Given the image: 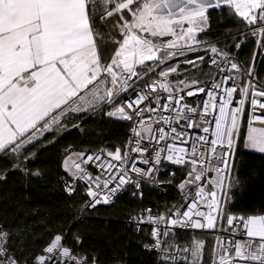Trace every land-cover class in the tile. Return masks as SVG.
Returning <instances> with one entry per match:
<instances>
[{"label":"snow or ice","instance_id":"1","mask_svg":"<svg viewBox=\"0 0 264 264\" xmlns=\"http://www.w3.org/2000/svg\"><path fill=\"white\" fill-rule=\"evenodd\" d=\"M213 9L235 18L245 36L257 38L264 57V0H0V156L23 155L72 113L110 106L108 117L133 121L135 139L123 151L117 146L74 154L75 160L68 156L63 168L73 183L65 187L72 195L79 181L90 198L85 208L94 209L129 186L142 198L145 183H161L156 173L163 161L180 167L185 176L176 187L183 202L158 216L145 209L147 215L134 217L137 232L140 225H153V243L143 247L159 253L156 264H203L205 242L180 247L174 228L227 232L231 239L216 237L211 264H264V205L247 214L231 212L241 184L238 151L242 146L264 154V83L256 72L257 52L242 67L228 50L198 37L209 30ZM110 19L116 21V36L107 27ZM201 49L204 55L187 56ZM181 56L197 68L207 56L213 71L201 75L208 79H179L178 64L168 62ZM157 68L161 79L137 91V81ZM173 73L175 82L168 79ZM145 112L158 113L153 123L161 126L154 130L145 123ZM257 122L261 126H254ZM169 176L171 184L175 173ZM73 239L80 244L78 235ZM64 240L55 234L32 255L26 236L0 226V264H100L98 255H81Z\"/></svg>","mask_w":264,"mask_h":264},{"label":"trees","instance_id":"2","mask_svg":"<svg viewBox=\"0 0 264 264\" xmlns=\"http://www.w3.org/2000/svg\"><path fill=\"white\" fill-rule=\"evenodd\" d=\"M115 23L114 19L107 22L113 36L117 35L113 28ZM245 31L235 18L227 13L221 16L219 10L213 9L210 10L209 30L200 38L231 51L244 66L251 64L253 52H257L256 72L259 82L264 83V57L256 46L257 38L245 36ZM236 44L241 47L237 49ZM197 54L204 55L203 49L199 53L189 52L187 56L195 59ZM205 59L199 68L181 63L179 79L206 80L208 77L201 73H210L211 68L207 56ZM154 76L159 77L157 71L145 80ZM170 76L174 81L177 79L176 73ZM129 128V122L110 118L102 110L69 115L63 126L47 134V139L42 138V143L29 145L23 155L0 156V222L3 228L26 236L25 247L32 255L40 253L53 236L60 233L79 254L98 255L100 264H156L157 255L143 248L148 241V226L137 232L130 219L145 208L161 214L176 204L175 186L185 175L180 167H171L162 175L163 185H145L142 198H132L126 192L113 202L94 209L85 208L88 197L82 184L69 195L61 182L63 175L71 177L63 168L67 156L85 150L106 148L114 151L117 146L123 149ZM16 164L20 165L18 169L13 167ZM235 166L241 184L234 191L231 212L247 214L253 207L264 205V154L245 151L241 146ZM36 172L40 174L34 175ZM170 172L175 173L171 184L167 183ZM74 234L80 237L79 245L73 239ZM14 238L19 239L18 236ZM176 239L190 244L195 239L204 240L203 264H211L215 239L210 232L179 233Z\"/></svg>","mask_w":264,"mask_h":264},{"label":"built area","instance_id":"3","mask_svg":"<svg viewBox=\"0 0 264 264\" xmlns=\"http://www.w3.org/2000/svg\"><path fill=\"white\" fill-rule=\"evenodd\" d=\"M229 54H230V56L234 57V59H235L238 63H240L242 67L244 66V65L242 64V62L238 59V57H237L234 53H232L231 51H229ZM210 68H211V67H210ZM211 71H213L212 68H211ZM159 79H161V77H154V78H152V79L146 80V81L143 82L142 84H137V86H136V90L139 91L140 89H142V88L144 87V84H145V83H152L153 80H159ZM168 79H169V80H172L173 82H175V81L172 79V77H170V76H169ZM207 79H208V78H207ZM207 79H206V80H207ZM230 84H231V82H229V86H230ZM257 88H258V89L260 88V85H259L258 83H257ZM187 90H188V89H185V92H186ZM161 95H166V93L161 92ZM202 96H203V94H199L198 97H186V99H187L189 102H191V101H193V100H195V99H198L199 97H202ZM260 99H261L262 101H264V98H260ZM144 106H145V105H141V107H144ZM153 106H154V105H153ZM192 106H195V104H193ZM233 106H236V105H235V102H234ZM246 109H247V110H250V105H248L247 103H246ZM99 110L104 111L105 114H106L107 111L111 110V107H110V106L102 107V108L99 109ZM99 110H97V111H99ZM89 111H92V110H89ZM128 111H131V110H128ZM80 114H83V113H80ZM80 114L72 113V114H69V115H80ZM257 114H261V113L258 111ZM136 120H137V122H138V121L140 120V118L137 117ZM143 120H144L145 123H151V124H153V129H154V130H155V128H158V127L161 126V125H159V124H155V123H153V121H155V120H159V114H158V113L145 112V113H144ZM127 122L130 123V128H129V130H128L127 137H126V140H125V143H124L123 149L125 148L126 143L129 141L130 138L133 139V140L135 139V137H132V135H131V128L134 126V122H133V121H127ZM135 126H138V123H137V125H135ZM254 126H261V125H259V123L257 122L256 124H254ZM197 131H198V130H197ZM46 135H47V134H46ZM144 143H148V141L145 140ZM123 149H122V151H123ZM99 150H100V149H96V150H85V151H82V152H80V153H84V152L91 153V152H96V151H99ZM138 166H140V167H145L144 165H138ZM88 167H89V170H90L93 174H96L97 170H96L95 168L91 167L90 165H89ZM171 167H178V166H174V165H171V164H170L169 162H167V161H163V162H162V165H161V168H160V171H159L158 173H156L157 179H158V181H160L161 183L151 184L150 186H161V185H163V182H162V175H163L165 172H167ZM184 176H185V175H184ZM183 179H184V177H183ZM183 179H182V180H183ZM61 182H62V184H63V186H64V188H65V190H66V187H65L66 183H69V184L73 183V177H72V176L69 177V176H65V175H63V176L61 177ZM179 182H181V181H179ZM179 182L177 183V185L179 184ZM79 184H80V182H79V181H76L77 189H78ZM145 185H149V184L145 183L144 186H145ZM144 186H143V187H144ZM84 188H85V187H84ZM175 189H176L177 194H178V201L176 202L175 205L178 206V205H179L180 203H182L183 201H182V199H181V194H180V192H179V190H178V188H177L176 186H175ZM132 191H134V189H132L131 186H129V187H127V188H126V189H125L120 195H122V194H124V193H126V192H129V193H130V196H131L132 198H140L139 196H133V195H132ZM142 191H143V188H142ZM66 192H67V190H66ZM74 193H75V192H74ZM74 193H73V194H74ZM67 194H68V192H67ZM73 194H72V195H73ZM120 195H118L117 197H119ZM117 197H114L113 200H115ZM88 200H90L89 197H88ZM99 205H103V203L98 204L97 206H99ZM97 206H96V207H97ZM173 206H174V205H173ZM173 206H172L170 209H172V210L174 211L175 209H174ZM89 209H92V208H89ZM145 209H151L153 215H156V216L160 215L159 213H156V212H155L152 208H150V207H149V208H145ZM145 209H142L141 211H139V212L137 213V215H135L134 217H138V216H140L141 214H143V215H147V213L144 212ZM202 210H204V209H202ZM236 214H242V213H236ZM134 217H132V218L130 219V221H131V222L135 225V227L137 228V221L134 219ZM0 226H2L1 222H0ZM143 226H148V228H149L148 241H146L144 244H152V243H153V240H152L151 237H150V232H151V230H152L153 225H148V224L140 225L141 228H142ZM223 226L226 228V227H227L226 223H224ZM2 227H3V226H2ZM160 228H161V230H163V229L165 228V225L161 224V225H160ZM173 231H174L175 234H179V233H180V234H183V233H187V232H203V231H208V232H210V233L214 236L215 242H216V237H218V236H219V237H228V239H231V237L229 236V234H228L227 232L222 231V230H193V229H187V230H185V229L174 228ZM58 234H60V233H58ZM168 239H169V240H172V239H173V233L170 232ZM236 239H238V240H242L243 238L240 237V236H237ZM174 242H175L178 246H180V247H184L185 245H191L189 242L180 241V240H178V239H175ZM64 243H65L66 245H68V244L65 242V240H64ZM144 244H143V245H144ZM68 246H69V245H68ZM143 248H144V247H143ZM144 249H145V248H144ZM145 250H147V249H145ZM147 251H148V250H147ZM172 251H175V249H173ZM41 252H42V251H41ZM151 252L155 253V254L157 255V257H158L159 253H158L157 251L153 250V251H151ZM168 263H171V261H169ZM177 263H181V262L178 261ZM112 264H120V263H112Z\"/></svg>","mask_w":264,"mask_h":264},{"label":"rangeland","instance_id":"4","mask_svg":"<svg viewBox=\"0 0 264 264\" xmlns=\"http://www.w3.org/2000/svg\"><path fill=\"white\" fill-rule=\"evenodd\" d=\"M200 35H201V34H198V37H199V38H200ZM201 50H202V49H201ZM183 61H184V59H183V57L181 56V57H177V58H176L175 60H173V61H169L168 63H169V64H178V67H179L180 64L183 63ZM147 63H148L149 65H151L152 62H147ZM138 70H139V69H138ZM156 71H157V73H159L160 69L157 68ZM156 71H155L154 73H156ZM152 74H153V73H149L148 76H149V75H152ZM148 76H146L145 79H146ZM154 77H156V76H154ZM170 77H172V76H170ZM152 78H153V77H152ZM145 79H144L143 81H137V82H139V83H141V82H145V81H146ZM183 79H185V78H183ZM185 80H187V79H185ZM175 81H176V80H175ZM141 84H142V83H141ZM69 156H70V155H69ZM71 156H72V158H73L74 160L77 159V156L74 155V153L71 154ZM67 157H68V156H67ZM67 157H66V158H67ZM66 158H65V159H66ZM64 161H65V160H64ZM195 240H197V239H195ZM195 240H194V241H195ZM194 241H193V242H194ZM201 241H204V240H201Z\"/></svg>","mask_w":264,"mask_h":264},{"label":"bare ground","instance_id":"5","mask_svg":"<svg viewBox=\"0 0 264 264\" xmlns=\"http://www.w3.org/2000/svg\"><path fill=\"white\" fill-rule=\"evenodd\" d=\"M182 179H183V178H182ZM182 179H181V180H182ZM181 180H180V181H181Z\"/></svg>","mask_w":264,"mask_h":264}]
</instances>
